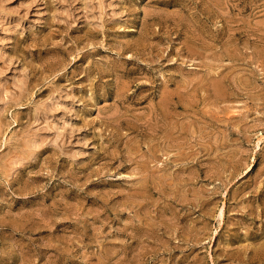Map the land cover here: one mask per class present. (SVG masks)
<instances>
[{
	"label": "rangeland",
	"instance_id": "obj_1",
	"mask_svg": "<svg viewBox=\"0 0 264 264\" xmlns=\"http://www.w3.org/2000/svg\"><path fill=\"white\" fill-rule=\"evenodd\" d=\"M0 125V264H264V0H0Z\"/></svg>",
	"mask_w": 264,
	"mask_h": 264
},
{
	"label": "bare ground",
	"instance_id": "obj_2",
	"mask_svg": "<svg viewBox=\"0 0 264 264\" xmlns=\"http://www.w3.org/2000/svg\"><path fill=\"white\" fill-rule=\"evenodd\" d=\"M1 126V125H0ZM1 130V129H0ZM6 131V130H5ZM2 134V133H1ZM6 135V134H5ZM3 137H5V136H3ZM261 140V139H260Z\"/></svg>",
	"mask_w": 264,
	"mask_h": 264
}]
</instances>
